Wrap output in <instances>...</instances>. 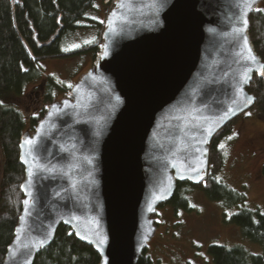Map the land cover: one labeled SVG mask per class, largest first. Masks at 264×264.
Listing matches in <instances>:
<instances>
[{"label": "water", "instance_id": "1", "mask_svg": "<svg viewBox=\"0 0 264 264\" xmlns=\"http://www.w3.org/2000/svg\"><path fill=\"white\" fill-rule=\"evenodd\" d=\"M260 1L113 4L93 65L22 135L23 198L1 264H33L61 224L98 264L137 263L157 206L177 182L205 179L211 138L254 101L246 87L264 62L248 17Z\"/></svg>", "mask_w": 264, "mask_h": 264}, {"label": "trees", "instance_id": "2", "mask_svg": "<svg viewBox=\"0 0 264 264\" xmlns=\"http://www.w3.org/2000/svg\"><path fill=\"white\" fill-rule=\"evenodd\" d=\"M96 1L0 0V264L12 238L23 198L20 184L24 171L19 161V142L25 132H32L44 113L43 109L37 118L31 117L28 125L24 114L7 100L11 96L21 95L29 83L40 81L42 77L45 80V103L53 102L58 92L66 96L69 89L45 75L39 61L76 57L86 53L96 58L102 42L101 34L96 41L70 49L65 47L68 36L83 26H96L102 32L103 23L88 16L95 9ZM248 23L249 39L256 54L264 62L262 10L256 7L249 14ZM261 73H264V67L252 75L246 87L254 101L245 113L264 116V75ZM236 118L227 122L208 143V170L205 179L197 186L187 181L177 182L173 196L164 203L189 210L187 199L182 195L187 186L200 188L211 201L225 202L228 205L242 202V193L216 179L223 161L217 144L228 133ZM227 223L237 226L244 238L258 243L263 254L250 253L238 244L229 247L210 244L207 246V253L213 264H264V214L259 209L242 206L228 217ZM98 262V254L89 245L77 240L68 226L61 224L51 243L36 254L33 264ZM136 264H152V261L143 251Z\"/></svg>", "mask_w": 264, "mask_h": 264}, {"label": "rangeland", "instance_id": "3", "mask_svg": "<svg viewBox=\"0 0 264 264\" xmlns=\"http://www.w3.org/2000/svg\"><path fill=\"white\" fill-rule=\"evenodd\" d=\"M112 6V0L107 4L97 0L95 9L88 16L103 23ZM257 8L264 14V0ZM100 31L96 26H83L68 36L65 47L70 49L96 41ZM94 61L93 55L86 53L70 58L43 59L39 64L45 75L70 89ZM44 84L42 77L40 81L29 83L21 95L7 100L24 114L28 125L30 118H37L49 104L44 102ZM66 96L58 92L55 100ZM217 146L223 161L216 179L242 193V202L228 205L211 201L200 188L187 186L182 195L187 199L189 210L168 202L157 206L153 216L155 234L144 250L152 264H213L207 253L210 244L228 247L238 244L250 253L263 254L258 243L244 238L239 228L227 223V219L242 206L259 209L264 214V116L243 112L232 122Z\"/></svg>", "mask_w": 264, "mask_h": 264}, {"label": "snow or ice", "instance_id": "4", "mask_svg": "<svg viewBox=\"0 0 264 264\" xmlns=\"http://www.w3.org/2000/svg\"><path fill=\"white\" fill-rule=\"evenodd\" d=\"M245 43H247V41H245ZM249 51H251V50L249 49ZM249 58H250L253 62L255 61V57H254V56H250ZM261 75H264V73H261ZM247 99H248V101H249V103H250V102H252V99H253V98L248 97ZM228 111H232V109H229ZM246 114H247V115H251V113H246ZM25 143H26V144H31L32 142H31L30 140H26ZM30 174H31V173H30ZM24 204H25V205H28V204H29V201H28V200H24ZM21 220H23V217H21Z\"/></svg>", "mask_w": 264, "mask_h": 264}, {"label": "built area", "instance_id": "5", "mask_svg": "<svg viewBox=\"0 0 264 264\" xmlns=\"http://www.w3.org/2000/svg\"><path fill=\"white\" fill-rule=\"evenodd\" d=\"M117 0H112V4H114Z\"/></svg>", "mask_w": 264, "mask_h": 264}, {"label": "bare ground", "instance_id": "6", "mask_svg": "<svg viewBox=\"0 0 264 264\" xmlns=\"http://www.w3.org/2000/svg\"><path fill=\"white\" fill-rule=\"evenodd\" d=\"M145 250V249H144Z\"/></svg>", "mask_w": 264, "mask_h": 264}]
</instances>
